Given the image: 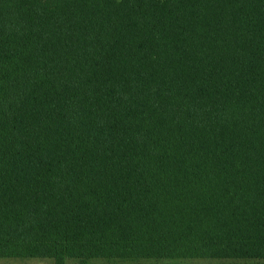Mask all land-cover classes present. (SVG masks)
Instances as JSON below:
<instances>
[{"label": "trees", "instance_id": "obj_1", "mask_svg": "<svg viewBox=\"0 0 264 264\" xmlns=\"http://www.w3.org/2000/svg\"><path fill=\"white\" fill-rule=\"evenodd\" d=\"M0 259L264 264V0H0Z\"/></svg>", "mask_w": 264, "mask_h": 264}, {"label": "rangeland", "instance_id": "obj_2", "mask_svg": "<svg viewBox=\"0 0 264 264\" xmlns=\"http://www.w3.org/2000/svg\"><path fill=\"white\" fill-rule=\"evenodd\" d=\"M0 264H51L48 260L37 259H0ZM69 264H76L70 262ZM92 264H105L101 262H94ZM114 264H261L255 260H178V261H147L139 263H114Z\"/></svg>", "mask_w": 264, "mask_h": 264}]
</instances>
